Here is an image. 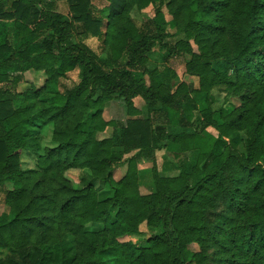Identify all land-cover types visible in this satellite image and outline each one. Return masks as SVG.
<instances>
[{"label":"trees","instance_id":"1","mask_svg":"<svg viewBox=\"0 0 264 264\" xmlns=\"http://www.w3.org/2000/svg\"><path fill=\"white\" fill-rule=\"evenodd\" d=\"M91 6L0 0V186L12 184L0 264H264V0H108L98 15ZM133 10L153 16L138 27ZM79 27L102 41L105 63ZM155 52L163 63L189 55L197 87L169 67L150 69ZM75 70L78 82L61 90ZM28 71L43 82L20 89ZM215 90L224 93L217 108ZM112 99L124 102L123 124L102 116ZM49 125L51 144L38 154ZM156 150L172 153L162 170L174 175L158 170ZM23 151L36 168H22ZM186 153L195 158L180 162ZM142 160L151 163L147 193ZM143 223L153 231L146 246L124 239Z\"/></svg>","mask_w":264,"mask_h":264},{"label":"rangeland","instance_id":"2","mask_svg":"<svg viewBox=\"0 0 264 264\" xmlns=\"http://www.w3.org/2000/svg\"><path fill=\"white\" fill-rule=\"evenodd\" d=\"M167 1V0H166ZM92 6H91V10L92 13L94 15H98L99 10L105 6L108 5V0H91ZM57 10L58 12L66 15L68 12V6L66 4V2L64 1H59L57 3ZM67 16V15H66ZM153 16V13H146V14H141L136 10H133L131 12V18L133 19L134 23L138 26L141 27L143 25V23L147 22L148 19H150ZM165 18L167 20L170 19V17L166 14ZM82 29L79 27L77 29V35L83 39V42L85 44H87L91 49H93L100 57L101 60H103V62L105 63V59L107 58V54L102 52V41L100 39H97L96 37H88V38H83L81 37L82 34ZM79 37H76V39H79ZM180 38H184V36L182 34H178L175 36H172L170 38H168V42L170 43H174L176 42L178 39ZM194 50L196 51V47L194 46ZM161 56V57H160ZM190 58L189 55H178L175 57H172L168 62L163 63V57L162 55L159 54V52H155L151 58H149V62L147 63L148 67L150 69L156 67L159 70H162L164 67H169L171 69H173L176 74H177V78L180 80H183L187 83H191L194 87H197L198 85V79L195 76H190L185 72V63L186 61ZM44 79V76L42 73H37V72H33V71H28L27 73H25V83L21 84L19 86V88L23 89L25 88L28 84H34V85H38L39 83H42ZM78 72L77 70L70 72L68 74V76L66 78H61L60 79V85L59 88L62 90L64 88L67 87H72L74 86V84H76L78 82ZM214 96H216V98L218 99V102H216L213 107L217 108L222 102L223 97H224V93L221 91H214L213 92ZM232 102L235 103L234 99L232 100ZM134 104L141 110H142V114L143 116H147V110L146 108H143V100L140 97H137L134 99ZM108 106H105L104 112H103V118L105 120L108 119H113L115 120L118 124H123L125 123V120L127 119V114H126V109L124 106V102L122 99H112L107 103ZM194 116L197 115V113H193ZM199 128V127H197ZM111 128H107L105 132L103 133H99L98 137L102 138V137H106L108 136V134L110 133ZM208 131L211 132L212 134H216V131L212 128H208ZM51 135H52V127L46 126L43 130L40 131V133L37 135V139H38V143L40 144V149L38 151V154H42L43 150L45 149V147L50 146L51 144ZM238 138V139H244V133H240V134H234L232 135V137H230V139L232 138ZM229 140V138H228ZM230 141V140H229ZM239 148V146H238ZM240 149H242V147H240ZM188 154V153H186ZM181 155L182 159H180V162L186 161L188 159V155ZM192 156V155H191ZM192 158H195L194 155L192 156ZM164 158V151H157L156 152V164H157V168L159 171H162L161 173L163 175H174V171H165L162 170L161 166L163 164V162H165ZM168 160L173 161V155L172 153H169L168 155ZM21 161H22V168L24 169H34L36 168V159L35 156L27 151H23L21 152ZM192 161V159H191ZM190 161V162H191ZM189 163V162H188ZM141 166H149V164H144ZM140 166V167H141ZM120 168V170H118ZM80 170L79 169H71L69 171H67V176L73 181L75 182V184L77 182H79V178H80ZM165 171V172H164ZM125 172V166H118V168L115 170L114 174H113V178L115 180H118L122 174ZM140 182L142 184V187H140V191L142 193H147L150 189H152V182L150 180V176L147 173H142L141 174V178H140ZM97 187V185L95 186ZM12 188V184L10 183H6L3 184L2 186H0V213L4 212L7 209V206L5 205V194L7 190H10ZM109 192L108 191H100L98 192V197L104 198L106 195H108ZM140 232L137 234H130L129 236L125 237L124 239H130L132 240L135 245L137 246H141L144 247L146 246L145 243V238L151 234L153 231L150 229H148L145 224H141L140 225ZM187 249L189 252H195L198 251V246L195 244H191L187 246ZM11 253V251H10ZM9 254V250L8 249H3L0 251V257Z\"/></svg>","mask_w":264,"mask_h":264},{"label":"crops","instance_id":"3","mask_svg":"<svg viewBox=\"0 0 264 264\" xmlns=\"http://www.w3.org/2000/svg\"><path fill=\"white\" fill-rule=\"evenodd\" d=\"M108 102H109V101H108ZM108 102H107V103H108ZM107 103H106L105 106H108ZM135 106H136V105H135ZM136 107H137V106H136ZM142 107L145 108L144 105H143ZM137 108H138V107H137ZM104 109H105V108H104ZM138 109H139V108H138ZM139 110H140V113H142L141 108H140ZM103 112H104V111H103ZM141 116H142V117H146V116H143L142 114H141ZM108 120H113V119H108ZM109 135H110V133L108 134V136H109ZM106 137H107V136H106ZM157 151H161V150H156V151H155V154H154V155H155V160H156V152H157ZM162 151H164V158H165V159H168V155H169L170 152L165 151V150H162ZM166 157H167V158H166ZM165 161H166V160H165ZM144 164H145V165H146V164H149V166L151 165L150 161L142 160V161L140 162V164H139L140 174H142L143 172H144V173H148V171L150 170V169H148L149 166H141V165H144ZM122 166H125V172H126V165L123 164V165H121V167H122ZM140 166H141V167H140ZM164 166H165V164H164V162H163L161 168H163ZM117 168H118V167H117ZM117 168H116V169H117ZM118 170H120V168H119ZM125 172L122 174V176L125 174ZM122 176H121V177H122ZM121 177H120V178H121ZM120 178H119V179H120Z\"/></svg>","mask_w":264,"mask_h":264}]
</instances>
